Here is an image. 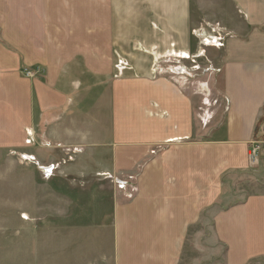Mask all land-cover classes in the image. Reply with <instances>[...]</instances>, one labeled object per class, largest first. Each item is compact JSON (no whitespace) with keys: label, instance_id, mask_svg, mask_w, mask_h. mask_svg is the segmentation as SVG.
I'll return each mask as SVG.
<instances>
[{"label":"crops","instance_id":"obj_1","mask_svg":"<svg viewBox=\"0 0 264 264\" xmlns=\"http://www.w3.org/2000/svg\"><path fill=\"white\" fill-rule=\"evenodd\" d=\"M207 46L226 109L197 128L167 68ZM263 136L264 0H0V150L55 169L47 183L80 205L75 222L113 228L115 264H180L190 229L230 199L224 176L247 171L261 189L219 207L212 236L223 264H264V155L248 166ZM137 170L109 216L105 196L77 188Z\"/></svg>","mask_w":264,"mask_h":264},{"label":"rangeland","instance_id":"obj_2","mask_svg":"<svg viewBox=\"0 0 264 264\" xmlns=\"http://www.w3.org/2000/svg\"><path fill=\"white\" fill-rule=\"evenodd\" d=\"M217 49L207 46L200 58L193 56L168 63L167 69L174 79L182 82L192 95L197 128L220 122L225 113L218 63L214 62L220 57ZM263 152L262 147L260 160ZM137 172L122 182L110 174L101 176L98 184L84 178L77 188L84 194L98 192L105 196L100 207L105 204L108 208L109 194L117 189H130V194L136 191ZM55 174V169L49 171L39 166L32 155L0 150V264H115L113 228H92L90 217L81 220L82 224L75 222V215L82 209L76 202L65 201L70 194L65 200L55 194H59V182L47 183L54 180ZM228 176L224 182L230 199L204 212L200 222L190 229L180 264H223L224 249L212 236L214 213L219 207L240 202L261 189L255 172ZM106 212L109 216L110 205Z\"/></svg>","mask_w":264,"mask_h":264},{"label":"built area","instance_id":"obj_3","mask_svg":"<svg viewBox=\"0 0 264 264\" xmlns=\"http://www.w3.org/2000/svg\"><path fill=\"white\" fill-rule=\"evenodd\" d=\"M26 76L32 77L34 76L32 71H25ZM264 144V139L256 138L250 141L248 145V166L254 170L260 167V155L262 151V147ZM46 170H51V168H47Z\"/></svg>","mask_w":264,"mask_h":264},{"label":"trees","instance_id":"obj_4","mask_svg":"<svg viewBox=\"0 0 264 264\" xmlns=\"http://www.w3.org/2000/svg\"><path fill=\"white\" fill-rule=\"evenodd\" d=\"M258 133H259V132H258ZM263 138H264V136H263ZM194 141H198L196 137L194 138ZM263 149H264V146H263ZM223 179H224V181H225V176H224Z\"/></svg>","mask_w":264,"mask_h":264}]
</instances>
